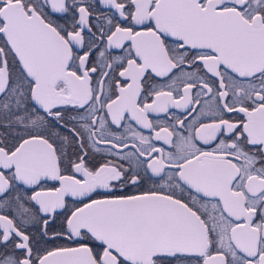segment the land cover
I'll return each instance as SVG.
<instances>
[{"label": "snow or ice", "instance_id": "snow-or-ice-1", "mask_svg": "<svg viewBox=\"0 0 264 264\" xmlns=\"http://www.w3.org/2000/svg\"><path fill=\"white\" fill-rule=\"evenodd\" d=\"M0 264H264V0H0Z\"/></svg>", "mask_w": 264, "mask_h": 264}]
</instances>
